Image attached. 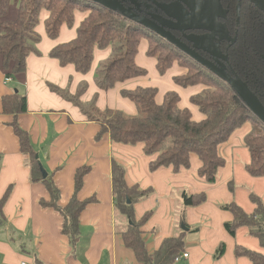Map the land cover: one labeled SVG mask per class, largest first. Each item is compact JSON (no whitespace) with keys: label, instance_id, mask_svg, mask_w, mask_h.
<instances>
[{"label":"trees","instance_id":"trees-1","mask_svg":"<svg viewBox=\"0 0 264 264\" xmlns=\"http://www.w3.org/2000/svg\"><path fill=\"white\" fill-rule=\"evenodd\" d=\"M18 5L15 20L0 24V68L6 79H18L27 71V59L32 46L29 45L36 33L40 14L48 10L50 15L45 21L46 34L56 40L64 25L74 26L75 13L80 11L88 16L77 28L76 39L54 47L49 53L60 66H74L76 71L88 74L92 69L95 49L104 50L115 46V56L106 64L104 81L101 89L106 91L120 83L144 78L148 71L136 63L142 41L148 42L147 56L155 59L160 76L165 75L176 65L183 69V74L174 78L175 85L182 88L201 86L204 91L192 96L191 104L199 108L202 121L193 119L187 108H181L178 92L166 93L161 104L156 101L158 89L155 87H136L134 90H121L124 98L137 107L135 116L124 111L92 107V114L86 113L91 122L100 123V135L108 134L117 144L136 146L142 144L147 157H153L150 172L169 168L174 174L192 167L191 157L196 155L201 162L197 175L208 184L214 185L219 178V171L227 165L221 155L222 145L227 143L246 124L251 125L250 133L244 138V146L249 152L250 162L245 165L247 174L254 178H264V124L254 116L236 92L222 79L214 76L206 68L186 56L166 40L154 35L135 22H131L107 8L87 0H0V19H3L11 7ZM225 11V24L228 36L235 41L226 40L224 52L237 75L256 94L264 104V13L250 3L241 0H220ZM204 34L201 29H195ZM8 82V81H7ZM57 94L61 91L52 87ZM63 96V95H62ZM1 111L4 116H11L7 124L19 140L20 152L27 156V167L33 183H43L50 200L42 199L41 206L55 209L62 216V233L70 237L74 245L81 239L80 216L85 207L94 201L78 199L79 191L84 186V178L91 171L90 167L80 168L75 175L74 196L66 207L59 204L60 195L54 180V174L43 178L41 162L37 158L29 133L19 124L22 114L29 112L28 99L17 89L2 96ZM0 155V171H1ZM112 193L117 217V235L124 247L130 249L139 263L143 264H178L176 259L187 253V231L181 230L174 237L165 239L159 249L153 253L147 249V242L142 228L147 225L154 212L136 217V205L153 194V189H143L139 184L127 183L126 167L112 161ZM230 189L234 191L230 184ZM11 188L0 201V218L5 220L3 208L10 198ZM207 201L206 193L190 194L184 191L182 202L185 208H195ZM254 210L248 214L235 202L220 205L222 211L230 213L232 220L225 223V230L235 238L240 228H246L251 238H255L264 249V201L255 192L249 196ZM187 228L188 225L184 224ZM227 246L221 244L214 255L220 259L225 255ZM235 256L245 257L252 264H264V255L255 250L237 245Z\"/></svg>","mask_w":264,"mask_h":264},{"label":"crops","instance_id":"crops-1","mask_svg":"<svg viewBox=\"0 0 264 264\" xmlns=\"http://www.w3.org/2000/svg\"><path fill=\"white\" fill-rule=\"evenodd\" d=\"M17 10L18 5L12 2L9 9V13L14 11L12 20L17 17ZM40 15L44 16V28L38 29L42 41L33 46V52L27 59L26 73L7 82L0 68V201L11 188L10 198L3 208L7 232L0 235V264H143L137 262L130 249L124 247L116 232L118 221L112 193L113 160L126 167L125 178L130 186L139 184L143 189H153L151 197L136 205L137 219L148 212H154L142 228L147 249L151 253L159 249L165 239L178 235L182 224H187V235L194 234L191 236L193 240L186 244L188 258L181 259L178 264H252L245 257L235 256L237 245L264 255V249L255 238L250 237L246 228H240L235 238L225 230V223L232 218L230 213L222 211L219 206L223 203H237L232 164H227L219 171V175L224 176L221 180L218 178L214 185L197 175L201 162L196 155L191 157V169L183 170L180 174H174L169 168L150 172L153 157L145 155L142 144L121 145L113 142L108 134L100 135V123L89 121L69 98L74 97L78 89H82L83 101L90 102L97 95L96 104L100 110H122L127 115L135 116L137 107L122 96L121 90H134L138 86L155 87L163 93L157 95L156 101L159 104L163 102L166 93L178 92L181 108L189 109L193 119L202 121L203 115L190 100L192 96L204 91V88L196 86L185 89L175 85L174 78L185 72L178 65L160 76L155 59L147 56L148 42L144 40L136 63L142 68L145 67L141 62L149 66L151 72L144 78L120 83L104 91L97 85L95 75L98 62L111 55V47L94 50L93 66L88 74L77 72L71 65L62 67L49 55L54 47L76 39L77 28L88 13L77 11L74 29L68 31V25L62 26L56 40L46 34L45 21L50 15L49 11L43 10ZM12 20L4 17L0 19V24ZM52 87L58 88L63 96L54 92ZM15 89L28 99L29 112L21 115L19 124L29 133L42 167L48 175L54 174L61 207H66L74 196L77 171L85 166L91 168L84 178V186L77 194L80 201L92 198L94 201L81 213V239L76 245L62 233L60 213L41 206L40 201L50 200L51 195L43 183L31 181L27 156L20 152L19 140L7 125L12 117L2 114V96ZM250 130L249 123L235 131L233 137L222 145L221 155L240 145L241 138L244 144V138ZM246 164L242 165L244 171ZM230 184L234 191L229 189ZM184 191L190 194L206 193L207 201L195 208H185L182 202ZM251 193L247 194L248 201ZM259 196L264 198L262 194ZM253 210L252 204L250 210L245 211L251 214ZM203 218L209 221L203 222ZM221 244L227 246L225 255L214 259Z\"/></svg>","mask_w":264,"mask_h":264},{"label":"water","instance_id":"water-1","mask_svg":"<svg viewBox=\"0 0 264 264\" xmlns=\"http://www.w3.org/2000/svg\"><path fill=\"white\" fill-rule=\"evenodd\" d=\"M87 1L98 4L117 14L119 13L127 20L137 23L138 25L142 26L144 29L149 30L154 35H157L158 37L166 40L169 44H171L175 48H178L186 56H188L189 58L200 64L202 67L206 68L214 76H217L218 78L222 79L226 84H228L231 87V89H233L236 92V94L242 100V102L245 103L246 107L250 109L253 115L258 117V119L264 124V104L260 102L256 94L247 86V84L241 79V77L237 75L234 68H232L230 64L228 57L216 49L217 47H215L216 45L215 41L210 43V45L206 46L203 45L197 39L188 38L187 35L185 34L186 29L183 26L185 22L196 19L204 20L205 18L206 20L211 21V19L204 17L205 16L204 14L206 13L205 10H207L209 12H213V17H215L214 15L215 5L212 6L213 4L209 2L208 4L211 6H208L205 0H194V1H198V3L201 4V6H203V9L200 12L197 6L192 5L190 0L189 1L177 0L178 6H180L179 8L181 9L175 13V16H171L167 14L169 19L173 18L177 20L176 24L180 32L184 35L187 43L193 44V47H189L186 43L181 41L180 38L172 34V32H170L169 30L165 29L164 25L166 23L170 24V22L163 21L162 20L163 17L161 19L158 17L157 18L155 17L153 19L144 18L138 15L137 13L129 10L128 8L124 7L123 4L120 2V0H87ZM216 1L218 2V0ZM240 2L241 0H238V4H239L238 10H240L241 8ZM249 2L254 4L259 11L261 10L264 13V0H249ZM187 10L190 11V14L185 16L187 14ZM213 23L214 25H212V23L210 22L211 27L210 24L208 25V29L210 31H212V29L217 28L219 21L213 19ZM218 30L221 33H223L226 36V38H229L225 30H221L219 28ZM232 40L235 41V39ZM210 46L214 48H211ZM37 158H39V156H37ZM41 170H42L43 178H47L48 173L45 170V168L42 167ZM182 229L184 231L188 230V228L184 224H182Z\"/></svg>","mask_w":264,"mask_h":264},{"label":"rangeland","instance_id":"rangeland-1","mask_svg":"<svg viewBox=\"0 0 264 264\" xmlns=\"http://www.w3.org/2000/svg\"><path fill=\"white\" fill-rule=\"evenodd\" d=\"M218 4V2H217ZM42 13V12H41ZM14 11H11L10 13H8L5 16V19L8 20H12L14 17ZM43 20H44V16L40 15L39 17V22L38 25L36 27V33L33 35L34 37L31 39V37L29 36V45L32 46V40L34 39L37 42H41L42 39L40 37V33H39V27L44 28V24H43ZM75 27H68V31L73 30ZM211 27V26H210ZM222 23H218V26L216 29H212V35L215 34H222L219 30H224V27ZM206 40V39H205ZM33 45H35V43H33ZM33 47V46H32ZM115 46H112L111 49L113 50L111 55L109 57H107L105 60L98 62V66H97V70H96V75H95V80L97 82V85L99 87H101L102 82L104 81L103 79V74L105 73V69H106V64L108 63V61L110 59H112L115 56V50H114ZM141 64L148 70V72H151V69L149 66L143 64L141 62ZM82 89H78V93H76V95L74 97L69 96L71 102L75 105L76 108H80V110H82V112L84 113L83 110L86 111L87 115L88 114H92V107H96L97 108V95H95L92 100L90 102L87 101H83L82 100ZM160 94L162 95L163 93L161 91H159ZM160 96V95H159ZM85 115V114H84ZM87 115H85L87 117ZM238 139V138H237ZM243 139H240V145H237L236 147H234L230 152H222V155L224 156L225 160L227 161V164H232V175H233V181L235 184V187L237 189V191L235 192V199L236 202L239 203L245 210H250V208L252 207V204L249 203L248 199H247V194L248 192H255L257 195L262 194L264 197V178H254L252 176H249L248 174L245 173L242 165L246 164L249 162V153H248V149L246 146H244L243 144ZM225 154V155H224ZM219 175V174H218ZM224 175H219V179L221 180L223 178ZM230 189V186H229ZM264 200V198H263ZM220 207V206H219ZM5 215V214H4ZM203 222H208L209 220H202ZM204 224L202 225H198L197 229L201 228ZM7 232V225L4 222V220H2L0 218V235H4ZM194 234H188L186 237V244L187 242H189L191 239V236ZM251 241L255 240L251 239ZM247 244V242H246ZM249 245V244H248Z\"/></svg>","mask_w":264,"mask_h":264},{"label":"flooded vegetation","instance_id":"flooded-vegetation-1","mask_svg":"<svg viewBox=\"0 0 264 264\" xmlns=\"http://www.w3.org/2000/svg\"><path fill=\"white\" fill-rule=\"evenodd\" d=\"M187 1H189V0H187ZM190 1H191L192 5L197 6L198 10H200V12H201V10L203 9V6H201V4L198 3V1H194V0H190ZM120 2L123 4L124 7L128 8L129 10L137 13L138 15H140L144 18L153 19L155 17L156 18L158 17L161 19L163 17L162 18L163 21H169L170 22V24L164 23L165 29L172 32V34H174L178 38H180L181 41L186 43L189 47H193V44L187 43L184 35L180 32V30L176 24L177 20L173 19V18L169 19L167 16V14H169L171 16H175V13L181 9V8H179L180 6H178L177 0H120ZM205 2L208 6H211L208 4L209 2L213 4L212 6L215 5L214 6L215 17H213V12H209V11L205 10L206 13L204 14L205 15L204 17L211 19V21L206 20V18L204 20H200V19L189 20L188 22H185L183 25L184 28L186 29L185 34L187 35L188 38L197 39L203 45H206V46L210 45V43L215 41V44H216L215 47H217L216 49L227 56V54L224 52L223 46L225 45V42L227 39L234 42L232 39H235V38H232V39L230 37L226 38V36L224 34L222 35L220 33L212 35V32L208 29V25L210 24V22L212 23V25H214V23H213V19H214V20H217L223 24L224 30L227 33V26L225 24L226 18H225L224 8H223L222 4L219 2V0H218V4H217L216 0H205ZM199 6H201V7H199ZM208 12L212 13V14H209ZM178 13H180V12H178ZM189 14H190V11L187 10V14L185 16H187ZM210 26H211V24H210ZM195 29H201V31L204 34L198 33L199 31H196ZM211 48H214V47H211Z\"/></svg>","mask_w":264,"mask_h":264},{"label":"built area","instance_id":"built-area-1","mask_svg":"<svg viewBox=\"0 0 264 264\" xmlns=\"http://www.w3.org/2000/svg\"><path fill=\"white\" fill-rule=\"evenodd\" d=\"M6 81H10V79H6ZM183 258H188V254L187 253L183 254L181 257H179L178 259H176V262H179ZM21 264H31V263H29V262H26V263L25 262H22Z\"/></svg>","mask_w":264,"mask_h":264}]
</instances>
